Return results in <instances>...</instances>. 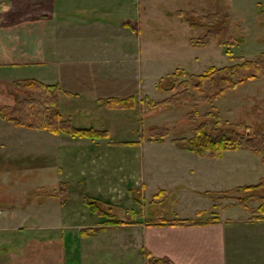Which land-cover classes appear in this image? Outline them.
Segmentation results:
<instances>
[{"label":"crops","instance_id":"obj_1","mask_svg":"<svg viewBox=\"0 0 264 264\" xmlns=\"http://www.w3.org/2000/svg\"><path fill=\"white\" fill-rule=\"evenodd\" d=\"M134 1L138 3L137 0H0V80L13 85L15 81L35 79L47 85H58L67 93L59 97V103L63 97L75 96H87L91 103L98 105L102 99L135 97L131 88L125 89V93H117L119 90H115L124 80L118 67L126 59L136 62L141 59L138 28L132 18L135 12L139 15L138 9L133 7L136 5ZM126 22L134 23V36L131 29L125 26ZM131 43L134 45L132 49ZM135 80L142 91L140 75ZM109 86L114 87V90ZM124 86L127 88L126 83ZM0 124L8 132H22L26 142L21 141L27 146L21 147L14 141L0 142V176L13 168L16 173L13 179L9 177L12 180L3 187L8 190L14 187L19 189L20 183L31 178L37 180L34 182L37 185L28 187L30 191L23 192L22 199L16 197L17 204L8 201L0 203V264L65 263L69 251L63 248L60 240L62 235L59 238L52 234L43 236L35 233L36 236H30L28 232L30 228L40 231L38 228L42 227L41 223L51 212L53 217L59 218L58 228L62 226L63 217H77L78 214L86 215L87 219L92 218L96 224L76 228H99L97 225L102 222L92 217L95 213L84 207L78 213L77 209L65 206L63 201L54 200L53 195L49 198H35L31 190L36 188L33 190L48 191L53 188L54 192L57 185L82 180L86 173L91 175L86 181V190L91 195L99 197L102 193L107 201L111 197L112 201L118 197L122 205L130 206V188L138 190L135 200H140L143 204L154 203L152 206L168 196L175 202L185 196L208 205L205 209L195 208L191 217L178 218L194 221L188 224L170 223L177 218H153L112 226L122 229L121 233L128 232L140 253L146 250L151 256L167 257L173 264H232L230 259L235 237L233 226L260 224L264 228V217L257 219L253 215H246L242 219H234L229 216L233 208L239 207L246 214L249 211L233 204V201L223 204L213 202L204 194L207 191L223 192L240 185H249L243 184L248 180L245 178L248 175L243 173L239 162L233 159L235 151H226L222 157L213 158L175 147L170 151L171 157L175 155L183 159L182 165L185 163L181 176L178 169L173 170L171 167L172 162L159 164L158 152L150 155L143 152L142 144L148 141L141 139L140 143L136 142L139 144L137 152L134 151L128 157L121 155L125 160L108 167L113 172L126 171L125 176L111 180L102 171L105 164L117 156H101L102 149L108 146L100 147V141H106L110 137L107 129L106 139L90 140L71 136L68 139L62 137V134L53 135L45 131L15 127L3 120H0ZM227 152L233 153L228 155ZM47 154L54 167V178L51 181H46L49 169L44 161ZM96 158H106L104 166L101 163L93 165ZM253 162L251 157V169L248 173L257 177L256 183L264 176V167L263 170L261 166L258 167L261 174L257 175L253 172ZM260 164L262 165L261 161ZM157 173L163 174L164 178H161L153 195L146 198V186L153 177H156L155 180L158 178ZM223 176L226 178L225 182L222 180ZM239 177L240 182L237 181ZM233 179L236 181L235 186L230 182ZM197 183L209 188L200 187ZM160 191L163 192L155 198ZM108 193L110 197L107 196ZM217 204L221 206H215ZM133 212L134 210L131 215ZM211 213L213 214L210 216ZM29 222L33 223V227L29 226ZM261 235L264 236V233ZM70 254L73 252L70 251ZM253 264H264V258Z\"/></svg>","mask_w":264,"mask_h":264},{"label":"rangeland","instance_id":"obj_2","mask_svg":"<svg viewBox=\"0 0 264 264\" xmlns=\"http://www.w3.org/2000/svg\"><path fill=\"white\" fill-rule=\"evenodd\" d=\"M137 1L138 3L134 1L136 5H133V7L138 9L139 15L135 12L132 18H134L133 20L138 28V47H141V59L140 62L126 59L125 63L118 67L124 80L123 82L121 81V85L115 88L116 91L119 90L117 93H125V89L129 90L131 88L130 91L135 94V106L125 109H109L101 104L99 106L96 103H91L89 101L90 98L87 96L63 97L59 103V111L62 118L70 119L76 127H94L109 131L110 137L106 141H100V147L108 146V148L102 149L101 156L116 154L117 157L108 161L102 172L111 180H118L119 176H125L126 171L113 172L108 167L113 164H120L125 160L121 155L128 157L134 151L137 152L139 144L136 142L140 143L141 139L145 138L143 136H145L146 129L149 126L166 127L169 130V135L165 138L163 144H149L144 141L145 143L141 147L142 151L148 155L158 152L159 158L157 160L159 164H166V161L172 162L171 167L174 168L173 170L178 169L181 172V176L184 172L182 168H185V163L182 165L181 161L183 159H179L175 155L171 157L170 151L176 149L172 140L179 137L192 136L191 129L195 125L212 122L214 118L210 115L211 113H217L222 122L244 123L253 130L264 131V74L256 79L244 81L236 89L227 90L219 98L212 100L207 105L198 107L195 117L191 109L163 107L145 111L141 105L145 97L152 100H161L169 95L157 90L156 83L161 77L172 73L176 69L198 75L210 66L222 67L235 62L225 54L226 48L219 45L214 39L206 46L193 44L191 39L202 35V30L189 28L182 18L175 15L177 11H192L198 15L211 13L227 14L228 17L224 22L225 29L221 38L228 43L232 42L229 44L232 51L231 55L248 59L258 56L264 58V0ZM126 31L129 32L128 29ZM130 32L134 36L132 30ZM132 47H134L133 43L130 44L131 49ZM138 75L142 78V91L137 87V80L139 79L135 80ZM125 83L127 88L124 86ZM109 87L114 90V87ZM22 96V92L15 89L10 82L0 80L1 105H11ZM237 131L242 132L243 128L238 127ZM21 133L18 130L13 133L8 132L0 124V142L13 143L12 141H14L16 145L25 148L27 146L22 141L26 142V137ZM62 137L70 138L65 134H62ZM232 153L227 152L228 155ZM234 155L236 156L233 159L239 162V167H241L243 173L248 175V177H245L248 180L243 184L255 183L257 177H252L248 172L251 169V157H253V172L261 174V170L258 167L261 166L260 168L263 170V165L260 164L259 158L253 156L245 148L235 151ZM96 160L93 164L95 166H98L99 163L104 166L106 162V158L102 160L96 158ZM44 163L49 169V173L46 174V181H51L54 178L52 172L54 167L48 154ZM7 173L0 176L2 177L0 180V203L8 201L17 204L15 202L16 197L22 199L24 196L23 192L25 190L30 191L28 187L31 188V186L37 185V183H34L37 180L31 178L20 183L19 189L14 187L8 190V188L6 189L3 186L8 181H11L16 173H14V168ZM89 176L91 175L86 173L84 177L82 176V180L67 184L66 193L63 196L60 192L59 194L57 193L58 185L54 192L53 188L48 191H35L33 189L36 188H33L31 190L34 193H31L35 195V198H49L53 195L54 200L63 201L65 206L77 209L78 213L82 210V207L90 211L87 203L83 200L84 193L88 196H93L89 190H86V181ZM157 176L156 180V177H153L152 181L147 184L145 190L146 198H150L153 195L157 186L160 185L161 178H164L163 174L157 173ZM9 177H12V179ZM31 180L32 182H30ZM222 180L225 182L226 178L223 176ZM240 180L241 177L237 179L238 182ZM230 182H233V186H235L234 182L236 181L234 179ZM197 184L200 187L204 186L200 183ZM204 187L209 188L207 185ZM50 192L53 193L50 194ZM109 194H107L108 197H110ZM137 194V188H130L128 198L130 206L122 205V202L118 201V197L112 201L111 197L108 201V206L104 207L107 210H104V215L97 216L95 213L92 216L97 221L102 222V224L97 226H106L107 228L105 229L94 231L88 228H76V226L96 224L92 218L87 219L86 215L82 214L71 218L69 216L63 217L61 229L57 227V224H60L59 218L57 216L53 217L54 214L51 212L41 223L42 227L38 228L40 231L30 228L28 232L30 236H36L35 233L43 236L52 234L54 237L59 238L62 235L60 240L63 242V248L69 251L63 264H146L142 253L135 247L133 238L129 237L128 232L124 234L121 233L122 229L118 230L116 227H112L120 224L108 223L107 221L110 218L113 220L138 221L153 218L165 220L188 218L193 216L195 208L205 209L208 207L201 200L196 201L185 196H182L178 202L173 201L171 196H168L162 202L155 203L152 206L154 203L147 202L143 204L140 200H135ZM99 197L106 199L102 193ZM218 201L222 204L233 201V204H236V201L229 197ZM88 202L93 201L88 199ZM247 205L252 208L258 206V203L251 200ZM132 210L134 212L131 215ZM212 214L209 215L211 216ZM246 215L252 217L253 214L250 211L246 214L239 207H235L229 212V216L234 219H242ZM253 218H255L254 215ZM32 224L29 222L30 227H33ZM232 231L235 236L234 250L230 259L232 264H253V262L264 258V236L261 235L262 232L264 233V228L260 224L248 226L236 224L233 226ZM123 243H125V246H123ZM70 251L73 254H70Z\"/></svg>","mask_w":264,"mask_h":264},{"label":"trees","instance_id":"obj_3","mask_svg":"<svg viewBox=\"0 0 264 264\" xmlns=\"http://www.w3.org/2000/svg\"><path fill=\"white\" fill-rule=\"evenodd\" d=\"M191 29L202 30V35L191 42L198 46H206L212 39L224 46L227 54L233 62L222 67L210 66L203 73L194 75L183 70L176 69L172 73L161 77L156 83L157 90L169 95L159 101L145 97L141 102L145 111H152L163 107H177L191 109L196 115L197 108L207 105L212 100L219 98L225 91L234 90L238 85L247 80H253L264 74V58L255 57L248 59L242 56H232L229 44L221 38L224 31V22L228 15L211 13L198 15L195 12L177 11L175 13ZM125 26L135 31L134 23L126 22ZM184 77V78H182ZM15 89L22 92V97L11 105L0 104V120L15 127H24L31 130L45 131L53 135L66 134L71 137L88 138L90 140L106 139V130L94 127H76L70 119L62 118L59 111V97L67 94L58 85H47L35 79L19 80L13 83ZM99 103L109 109L132 108L135 105V97L107 98ZM212 122L195 125L190 137H179L172 140L177 149L193 152L199 156L207 155L213 158L222 157L226 151H237L241 148L249 150L254 156L259 157L264 167V131L253 130L244 123L233 124L222 122L217 113H211ZM193 120V119H192ZM243 128L242 132L237 128ZM235 128V129H234ZM169 135L166 127L149 126L146 129L144 139L148 142L163 143ZM66 183L58 187L61 195L66 193ZM163 191L155 195L158 197ZM56 193V194H57ZM213 202L223 198H231L245 211H250L255 218L264 217V176L255 184L240 185L223 192L204 193ZM88 199L93 202H88ZM84 202L87 203L90 212L97 216L104 215L107 211L104 207L109 202L101 197L88 196L84 193ZM254 200L258 206L249 208L247 203ZM215 206H221L217 204ZM103 207V208H102ZM105 210V211H104ZM133 214V213H132ZM136 220H122L110 218L107 222L115 224H129ZM194 222L191 219H173L171 224H188ZM99 227L92 229L97 231L105 229ZM95 233V232H94ZM146 264H173L167 257L151 256L146 250L142 251Z\"/></svg>","mask_w":264,"mask_h":264}]
</instances>
